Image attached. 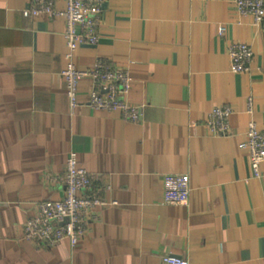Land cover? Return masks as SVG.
Returning <instances> with one entry per match:
<instances>
[{
  "label": "crops",
  "instance_id": "crops-1",
  "mask_svg": "<svg viewBox=\"0 0 264 264\" xmlns=\"http://www.w3.org/2000/svg\"><path fill=\"white\" fill-rule=\"evenodd\" d=\"M29 1L0 0V264H264V161L254 178L238 146L250 120L264 130V21L233 0H102L98 43L68 59L64 17L32 16ZM236 41L253 50L247 72L230 71ZM98 58L128 69L140 121L87 106V78L70 110L61 70ZM224 104L231 134L212 135ZM70 151L106 204L74 248L23 239L38 203L63 197ZM171 173L188 175L186 204L162 200Z\"/></svg>",
  "mask_w": 264,
  "mask_h": 264
},
{
  "label": "built area",
  "instance_id": "built-area-1",
  "mask_svg": "<svg viewBox=\"0 0 264 264\" xmlns=\"http://www.w3.org/2000/svg\"><path fill=\"white\" fill-rule=\"evenodd\" d=\"M242 15L252 16L256 24L264 21V0H233ZM56 0H30L28 12L35 16H63L65 28L63 38L67 46L66 57L72 58L82 44L96 45L99 40L102 0H65V7L58 9ZM220 28L218 34L222 35ZM251 46L245 42H231L228 47L230 71L247 72L253 58ZM65 93L71 111L78 105L79 80L87 78V106L97 110H119L122 118L132 122L141 119V108L129 104L127 95L131 77L128 69L114 66L109 60L98 58L85 70L77 68L71 61L61 70ZM247 111H251V98L247 99ZM232 109L224 104L214 107L208 114L205 127L216 136L231 134L229 118ZM239 148L248 153L252 176H260L259 165L264 161V130H260L252 120L247 124L244 139ZM64 187L63 197L58 200L45 199L38 203L37 212L26 219L23 239L52 247L60 241L68 240L74 248L86 232L91 211L106 204L96 192L94 179L81 167L77 154L70 151L65 162V171L60 176ZM190 193L189 178L185 173H171L163 176V202L166 204H186ZM163 264H189L187 260L164 255Z\"/></svg>",
  "mask_w": 264,
  "mask_h": 264
}]
</instances>
